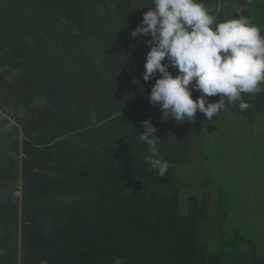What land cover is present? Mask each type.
I'll use <instances>...</instances> for the list:
<instances>
[{
    "label": "trees",
    "instance_id": "trees-1",
    "mask_svg": "<svg viewBox=\"0 0 264 264\" xmlns=\"http://www.w3.org/2000/svg\"><path fill=\"white\" fill-rule=\"evenodd\" d=\"M203 3L221 18L240 7ZM150 5L0 0V264H264L256 239L228 228L226 193L214 217L207 191L194 192L207 118L197 111L194 124L176 125L149 102L150 36L131 33ZM255 5L240 8L263 30ZM242 98L250 107L231 114L264 116V93ZM149 118L163 177L138 136Z\"/></svg>",
    "mask_w": 264,
    "mask_h": 264
},
{
    "label": "clouds",
    "instance_id": "clouds-1",
    "mask_svg": "<svg viewBox=\"0 0 264 264\" xmlns=\"http://www.w3.org/2000/svg\"><path fill=\"white\" fill-rule=\"evenodd\" d=\"M147 8L131 36H150L142 76L145 82L155 77L148 99L164 120L194 124L199 111L211 121L230 106L248 109L242 94L264 93V35L242 8L232 18H221L203 0H151ZM193 89L200 93L195 99ZM142 126L145 162L163 177L168 164L157 152V129L150 118Z\"/></svg>",
    "mask_w": 264,
    "mask_h": 264
},
{
    "label": "rangeland",
    "instance_id": "rangeland-1",
    "mask_svg": "<svg viewBox=\"0 0 264 264\" xmlns=\"http://www.w3.org/2000/svg\"><path fill=\"white\" fill-rule=\"evenodd\" d=\"M260 1L255 0L253 14L264 25V14L257 3ZM259 117L262 124L233 114L206 120L202 125V152L206 160L199 157L190 171L192 179H202L200 183L191 184L195 193L207 191L212 215L218 216L222 190L227 196L228 228L255 238L264 252V116ZM175 124L181 123L175 121ZM204 171L207 174L202 178ZM205 179H209L210 187H204ZM213 222L206 223L209 230L205 232L209 235L210 228L215 226Z\"/></svg>",
    "mask_w": 264,
    "mask_h": 264
},
{
    "label": "crops",
    "instance_id": "crops-1",
    "mask_svg": "<svg viewBox=\"0 0 264 264\" xmlns=\"http://www.w3.org/2000/svg\"><path fill=\"white\" fill-rule=\"evenodd\" d=\"M235 1V3H236V5L237 6H246L245 8H247V5L249 4L248 3V0H234ZM253 16L255 17V14H253ZM256 18V17H255ZM254 21V20H253ZM261 33L262 34H264V28H263V30H261ZM231 111V112H230ZM232 113V109L231 108H229V109H227L226 111H224L223 112V114H231ZM259 114H261V113H259ZM259 115H257L256 116V118H255V120L254 121H252V122H254V124L256 123L257 124V122L259 123V124H262V123H260V119H262L261 117H259ZM251 120H249V122H250ZM7 132V128H5V130L2 132V133H0V137L3 135V133H6Z\"/></svg>",
    "mask_w": 264,
    "mask_h": 264
}]
</instances>
